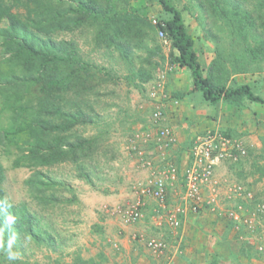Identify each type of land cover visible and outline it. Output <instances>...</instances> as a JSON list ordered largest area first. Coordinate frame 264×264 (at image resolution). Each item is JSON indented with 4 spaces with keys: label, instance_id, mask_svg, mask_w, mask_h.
I'll return each mask as SVG.
<instances>
[{
    "label": "trees",
    "instance_id": "obj_1",
    "mask_svg": "<svg viewBox=\"0 0 264 264\" xmlns=\"http://www.w3.org/2000/svg\"><path fill=\"white\" fill-rule=\"evenodd\" d=\"M134 2L0 0V145L8 154L17 152L15 168L32 170L26 185L42 211L77 200L71 188L43 169L71 164L79 179L93 184L89 162L100 152L102 133L92 137L83 133L100 117L91 99L100 96L104 83L122 78L113 72L120 66L128 85L143 91L159 66L155 59L166 60L158 42L160 31L171 44L170 64L191 72L193 93H201L211 104L224 100L239 105L244 99L264 104V98L249 85L228 88L224 73L229 72L217 59L204 75L196 41L174 0H157L163 16L156 24L146 7H136ZM197 2L200 11L218 17L232 43L242 49V67L264 61V0ZM76 32L92 45L94 53L101 52L109 67L86 60L76 40L59 38L61 33ZM6 179L0 161V264H41L28 260L23 243L55 250L56 231H49L47 218L27 203L7 198ZM62 189L72 197L58 195ZM9 252L17 259L9 260ZM70 264L109 262L100 251L90 259L77 255Z\"/></svg>",
    "mask_w": 264,
    "mask_h": 264
},
{
    "label": "rangeland",
    "instance_id": "obj_2",
    "mask_svg": "<svg viewBox=\"0 0 264 264\" xmlns=\"http://www.w3.org/2000/svg\"><path fill=\"white\" fill-rule=\"evenodd\" d=\"M174 3L183 12L188 33L196 41V50L200 62L205 64L212 58V61L217 59L220 65L224 64L229 72L224 73L226 81L229 78L227 75L231 73L247 78L252 76V80L255 76L258 83L260 80L263 81L264 61L248 63L242 67L244 53L239 45L232 43V38L218 17L210 15L208 11H200L197 0H174ZM133 4L136 7H146L153 23L154 21L157 22V18L162 15V9L157 0H135ZM6 24L4 22L3 26ZM59 38L76 40L86 60L93 59L101 65L109 67V62L102 61L101 52L94 53L92 45L85 43L79 32L75 34L61 33ZM158 42L162 46L166 60L161 61L158 57L155 59L159 66L155 69L154 79L145 85L143 91L128 85L127 81L124 80L126 73L123 71V66H120L115 68L113 72L117 71L119 73L117 77L122 78H115L104 83L99 87L100 96H94L91 99L100 117L97 119L96 125L87 127L83 133L87 137L102 133L100 152L95 161L89 162L93 184H88L85 180L79 179L71 164L43 169L74 191L77 200L72 205L62 204L55 207L51 206L48 209L45 207L46 211H42L40 204L26 185V180L31 176L32 170L24 167L15 168L13 163L17 152L15 151L13 155L8 154L0 145V161L6 168L5 189L7 198L14 203H27L32 211L43 214L47 218L46 224L50 226L48 230L56 231L57 234V242L52 248L55 250H51L45 245L38 248L33 244L23 243V252L31 262L38 261L41 264H49L50 261L59 260L60 264H70L74 262L77 255H81L83 259H90L96 257L100 251L105 252L106 255L110 253L112 259H118L122 256L121 240L125 232L121 225V216L116 212L120 208L135 203L138 198L139 187L145 184L149 177L148 171L142 166L141 157L133 148L141 146L146 158L152 157L153 159L156 156V154L150 153L151 146L146 143H139L135 137L139 131H144L152 125L150 116L155 107L153 93L158 92V87H165L159 97L161 99L166 96L170 75L179 71V69L171 66L169 60L171 47L165 46L159 34ZM189 75L192 78L190 71ZM262 83L264 85V81ZM256 92L260 94L259 91L256 90ZM195 94L198 95L199 93ZM226 135L240 141L247 154L241 155L235 161L227 159L216 166L213 178L220 185L219 196L223 195L222 192L226 188L228 198H237L250 205L247 207L241 203L226 208L232 211L242 207L240 219L236 220L230 216L228 219L234 224V226L231 225L232 228L236 227L250 233L248 242L257 241V255L261 258L264 256V185L257 189L251 188L242 177L237 176L235 171L238 170L237 166L245 168L248 165L249 168L250 164V170H246L248 171L246 173L264 177L263 171V173L259 172L258 169L252 171V160L254 159L264 169V154L256 155L255 152H250L251 150L242 139ZM223 168L227 169L229 174H225ZM239 188L243 189L241 195L235 194ZM57 194L66 198L72 197L70 191L63 189ZM149 201L152 203L155 200L150 199ZM136 224L126 226H136ZM165 225L172 229L169 224L166 223ZM166 232L171 233L170 231ZM134 233H136V237L133 238L135 242L145 246L148 239L144 241L145 238L141 233ZM166 244L169 246V243L166 242Z\"/></svg>",
    "mask_w": 264,
    "mask_h": 264
},
{
    "label": "crops",
    "instance_id": "obj_3",
    "mask_svg": "<svg viewBox=\"0 0 264 264\" xmlns=\"http://www.w3.org/2000/svg\"><path fill=\"white\" fill-rule=\"evenodd\" d=\"M211 61L212 58L205 64L201 62L204 75L207 74ZM228 77L226 83L228 88L249 85L254 93L264 98L262 83L264 79L258 83L255 76L253 80L252 76L247 78L232 73ZM192 86V78L187 69H179L169 77L167 101L164 104V125L171 127L177 138V146L166 153L172 164L179 166L183 173L190 162V150L194 139L210 131H220L240 138L246 143L250 152H255L256 155L264 154V133H262L264 104L247 99L239 105L224 100L211 104L201 93L198 95L195 94L198 92L193 93ZM150 150L151 154H157L155 145H152ZM252 164V171L258 169L259 172H264L256 159L252 160ZM249 166L251 167L250 164ZM236 168H238L235 171L237 176L242 177L251 188L257 189L264 185V177L246 173L248 172L246 170H250L248 165L245 168L242 166ZM223 170L225 174H229L227 169L223 168ZM182 182L179 178L171 188L165 208L157 201L151 203L149 199L146 200L145 216L136 226H126L121 222L125 232L122 240L120 239L122 256L112 259L111 254L108 253L106 256L110 260L109 264H264V256L260 258L257 255V241L252 239L253 242H248L249 232L232 228L231 225L234 224L228 219L226 212V208L235 204L244 203L247 207L250 205L237 198H228L226 188L217 200L218 208L214 209L205 204L199 212L188 211L186 214L177 215L178 227L170 226L172 228L170 229L165 225L169 222L168 215L172 213L171 210L186 205L181 197L184 192ZM205 188L209 190L208 186L204 187V200L208 193L210 194ZM134 232L141 233L145 238L144 241L158 238L169 243V246L163 254L156 256L146 245L141 246L135 242Z\"/></svg>",
    "mask_w": 264,
    "mask_h": 264
},
{
    "label": "built area",
    "instance_id": "obj_4",
    "mask_svg": "<svg viewBox=\"0 0 264 264\" xmlns=\"http://www.w3.org/2000/svg\"><path fill=\"white\" fill-rule=\"evenodd\" d=\"M156 24L157 22L154 21ZM159 37L165 46L171 47L170 41L163 31L159 32ZM172 66V65H171ZM158 92H154L155 107L152 110L150 120L152 125L144 131L136 134L139 143H146L148 146L155 144L157 154L155 158H146L145 152L141 146H135L133 149L141 157L142 166L148 171L149 177L145 184L139 187L138 198L136 202L125 208H120L116 213L121 216L124 225H133L139 223L144 218L146 200H155L164 208L170 197V190L182 179L184 192L182 201L186 204L176 210H171L168 215V224L173 227L179 226L176 216L186 214V212H199L205 204L211 208H218L219 199V183L214 181L213 173L219 164L227 159L237 160L241 155H246L247 151L243 144L237 139H233L220 131H210L208 133L198 135L191 146L190 162L182 173L179 166L172 164L167 156V151L177 146V138L171 127L164 125V104L167 97L160 99V93L165 87H158ZM208 186L210 194L204 200V187ZM243 189H237L235 194L241 195ZM210 198H209V197ZM240 210H227L230 218L240 219ZM146 246L151 252L160 256L167 248L166 242L153 238L146 242Z\"/></svg>",
    "mask_w": 264,
    "mask_h": 264
},
{
    "label": "clouds",
    "instance_id": "obj_5",
    "mask_svg": "<svg viewBox=\"0 0 264 264\" xmlns=\"http://www.w3.org/2000/svg\"><path fill=\"white\" fill-rule=\"evenodd\" d=\"M10 246H11V245L9 244V247H10ZM8 259H9V260H15V259H17V256H16L15 253L9 252Z\"/></svg>",
    "mask_w": 264,
    "mask_h": 264
}]
</instances>
